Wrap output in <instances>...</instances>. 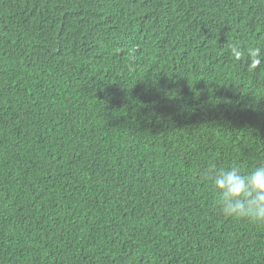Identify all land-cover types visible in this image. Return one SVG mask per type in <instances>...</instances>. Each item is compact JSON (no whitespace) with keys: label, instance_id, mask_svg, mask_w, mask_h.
Wrapping results in <instances>:
<instances>
[{"label":"trees","instance_id":"1","mask_svg":"<svg viewBox=\"0 0 264 264\" xmlns=\"http://www.w3.org/2000/svg\"><path fill=\"white\" fill-rule=\"evenodd\" d=\"M251 48L264 0H0V264H264L203 175L264 161Z\"/></svg>","mask_w":264,"mask_h":264},{"label":"clouds","instance_id":"2","mask_svg":"<svg viewBox=\"0 0 264 264\" xmlns=\"http://www.w3.org/2000/svg\"><path fill=\"white\" fill-rule=\"evenodd\" d=\"M232 52L237 58L244 55L238 45H233ZM248 54L257 67L264 63V49L251 48ZM203 175L221 215L264 225V161L247 171H242L235 163L224 167L210 164Z\"/></svg>","mask_w":264,"mask_h":264}]
</instances>
